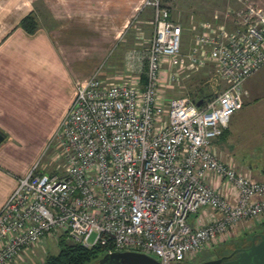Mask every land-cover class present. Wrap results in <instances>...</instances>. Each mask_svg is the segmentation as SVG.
Masks as SVG:
<instances>
[{
    "label": "built area",
    "instance_id": "built-area-1",
    "mask_svg": "<svg viewBox=\"0 0 264 264\" xmlns=\"http://www.w3.org/2000/svg\"><path fill=\"white\" fill-rule=\"evenodd\" d=\"M144 6L152 33L146 49L126 53L129 79L103 80L99 68L78 83L54 132L63 170L33 165L0 206V264L56 232L104 252L143 251L159 264L190 261L239 223L264 220V175L237 170L215 147L243 106V81L264 64V3L226 0L192 26L185 51L162 0ZM207 63L213 96L196 105L166 95Z\"/></svg>",
    "mask_w": 264,
    "mask_h": 264
},
{
    "label": "crops",
    "instance_id": "crops-1",
    "mask_svg": "<svg viewBox=\"0 0 264 264\" xmlns=\"http://www.w3.org/2000/svg\"><path fill=\"white\" fill-rule=\"evenodd\" d=\"M209 2L212 5L222 4V8L226 0ZM214 10L206 14L198 10L194 15H190V33L192 26L209 19ZM147 12L148 6H144V0H0V130L4 134L0 141V206L16 185L17 178L32 167L30 161H19L15 156V150L25 143V136L16 130L10 115L7 113L5 116L4 102L17 100L19 91L23 92V88L25 94L27 87H30L27 82L34 78L33 76L52 79V73L63 71V62L76 65L79 55H82L80 58L90 60L91 64L83 75H78L72 80L66 107L46 128L42 116H34L32 121V129L56 130L71 103L77 84L101 68L102 60H109L113 49L124 41L128 29L134 25L136 31L138 30L136 37L143 38V30L139 24L148 22ZM29 13H32L37 21V28L32 33L19 26L20 20ZM180 25L183 30L182 24ZM124 65L129 73L125 61ZM104 75L101 70V76L108 80ZM242 91L243 105L253 99L262 102L264 107V64L243 81ZM27 92L34 97L32 88ZM20 97L28 100V97L22 94ZM45 110V106H42L39 111L44 113ZM232 118L233 115L230 116L229 122ZM241 119L242 115L235 114L233 120L236 124ZM221 138L219 135L215 139L216 142ZM9 157L10 161H6ZM235 168L255 178L264 175V165H235Z\"/></svg>",
    "mask_w": 264,
    "mask_h": 264
},
{
    "label": "rangeland",
    "instance_id": "rangeland-1",
    "mask_svg": "<svg viewBox=\"0 0 264 264\" xmlns=\"http://www.w3.org/2000/svg\"><path fill=\"white\" fill-rule=\"evenodd\" d=\"M263 2L264 0H255ZM162 2L169 8L173 20L179 22L183 26L181 35L182 50H187L192 45L191 33L188 30L190 15L194 12L208 13L214 9H219L222 4H211L206 0H162ZM148 22L140 23V28L143 30V38L136 37V28L133 25L128 29L127 35L123 42L118 47L114 48L112 54L109 55V60H102L101 70L104 71L105 77L111 80L110 82H122L128 80L127 71L124 65L126 52L132 48H139L144 50L148 46L149 38L152 33L151 8L148 7L146 14ZM76 65L63 62L61 73H52V79L49 77L41 78L36 75L34 78L28 80L27 90L32 88L35 92L34 97L30 93L19 91L20 94L16 99H11L10 102H4L6 105V114L10 115V120L17 128L16 130L22 132L25 136V143L20 149L15 150V156L19 161H30L31 166H37L41 171H62L64 167V159L58 155L59 146L54 137V129H32L33 120L37 115L42 116L45 128L53 123L55 117L66 107L71 93L72 80L76 76L83 75L86 69L91 64L88 59L80 58ZM103 80L102 76H100ZM214 78V69L207 63L204 68L192 71L189 73H182L179 83L171 87L164 88V92L168 97L191 95V92L196 91V87L206 89L210 96H213L215 88L212 79ZM39 87V90H37ZM20 90V89H19ZM28 97L25 100L20 95ZM20 101V102H19ZM45 104V105H43ZM45 106V112L40 113V108ZM235 114L242 115L239 123L235 124ZM232 120L224 127V134L217 142L215 140V147L219 155L229 160L233 166L242 165L244 167H262L264 165V107L262 102H256L251 99L245 103L242 109L237 110L233 114ZM50 130V131H49ZM46 137V138H45ZM10 161V157L6 160ZM205 207H200L198 212L204 211ZM264 221V220H263ZM262 221V222H263ZM249 222V224H248ZM239 223L237 231L233 229V235L229 239L238 238L241 235L249 236L250 232L256 228H263L260 221H248ZM56 234H49L41 241L42 244L34 247L33 251H27L18 260L12 264H41L45 255L49 252H56L58 250ZM219 243L218 245H220ZM211 249H203L197 252L190 261H200L202 259L214 256L217 253V246ZM97 259H92L85 264H96Z\"/></svg>",
    "mask_w": 264,
    "mask_h": 264
},
{
    "label": "water",
    "instance_id": "water-1",
    "mask_svg": "<svg viewBox=\"0 0 264 264\" xmlns=\"http://www.w3.org/2000/svg\"><path fill=\"white\" fill-rule=\"evenodd\" d=\"M201 103L202 99L195 101L196 105ZM3 138L4 134L0 130V141ZM256 235H259L258 240H255ZM179 262L175 261L171 264H179ZM96 264H159V261L156 257L146 252L124 249L104 252L97 258ZM186 264H264V231L254 232L250 237V243L239 250L233 259L223 260V257L219 256Z\"/></svg>",
    "mask_w": 264,
    "mask_h": 264
},
{
    "label": "trees",
    "instance_id": "trees-1",
    "mask_svg": "<svg viewBox=\"0 0 264 264\" xmlns=\"http://www.w3.org/2000/svg\"><path fill=\"white\" fill-rule=\"evenodd\" d=\"M19 26L25 31L32 33L37 28V21L34 15L29 13L20 20ZM187 95H189L194 102L202 99V103L211 97V94L207 93L206 89L199 86L196 87V91L194 89V92H191V95ZM223 134L224 130L220 136ZM262 223H264V221ZM57 244L58 250L56 252L47 253L41 264H85L92 259H97L101 253H104L100 246H84L80 242L66 238L65 233L58 235Z\"/></svg>",
    "mask_w": 264,
    "mask_h": 264
},
{
    "label": "flooded vegetation",
    "instance_id": "flooded-vegetation-1",
    "mask_svg": "<svg viewBox=\"0 0 264 264\" xmlns=\"http://www.w3.org/2000/svg\"><path fill=\"white\" fill-rule=\"evenodd\" d=\"M258 231H264V227H258L256 229H253L250 232L249 236L246 235H241L238 238H232L230 241H226V242H221L220 245L217 246V253H215L214 256L208 257V258H212V257H219L222 256L223 260H230L235 258V254L239 252V250H241L242 248H244L245 246H247L250 243V237L254 232H258ZM259 239V235H256L255 240ZM213 249L215 248V246L212 247ZM211 248V249H212ZM103 253H101L102 255ZM100 255V256H101ZM99 256V257H100ZM189 262H196V261H180L179 264H186Z\"/></svg>",
    "mask_w": 264,
    "mask_h": 264
}]
</instances>
